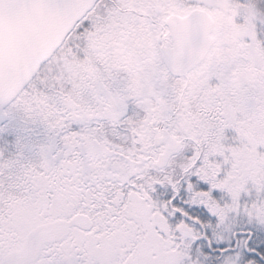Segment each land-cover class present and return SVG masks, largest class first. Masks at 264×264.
I'll return each mask as SVG.
<instances>
[{
  "label": "snow or ice",
  "instance_id": "6c2138e0",
  "mask_svg": "<svg viewBox=\"0 0 264 264\" xmlns=\"http://www.w3.org/2000/svg\"><path fill=\"white\" fill-rule=\"evenodd\" d=\"M261 26L259 0H0V264H264Z\"/></svg>",
  "mask_w": 264,
  "mask_h": 264
},
{
  "label": "rangeland",
  "instance_id": "374dc122",
  "mask_svg": "<svg viewBox=\"0 0 264 264\" xmlns=\"http://www.w3.org/2000/svg\"><path fill=\"white\" fill-rule=\"evenodd\" d=\"M259 2L264 5V0H259ZM261 27H264V26H261ZM134 111V106L130 105V108H129V114H131L132 112ZM0 146H2V143L0 141Z\"/></svg>",
  "mask_w": 264,
  "mask_h": 264
},
{
  "label": "trees",
  "instance_id": "16d2710c",
  "mask_svg": "<svg viewBox=\"0 0 264 264\" xmlns=\"http://www.w3.org/2000/svg\"><path fill=\"white\" fill-rule=\"evenodd\" d=\"M9 142V138L8 137H5L2 141H1V143H2V146H4L6 143H8Z\"/></svg>",
  "mask_w": 264,
  "mask_h": 264
}]
</instances>
